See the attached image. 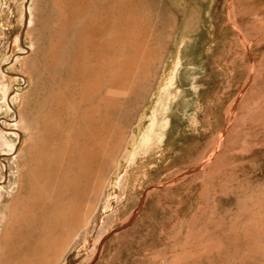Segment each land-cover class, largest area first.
<instances>
[{
    "label": "rangeland",
    "instance_id": "1",
    "mask_svg": "<svg viewBox=\"0 0 264 264\" xmlns=\"http://www.w3.org/2000/svg\"><path fill=\"white\" fill-rule=\"evenodd\" d=\"M0 264H264V0H0Z\"/></svg>",
    "mask_w": 264,
    "mask_h": 264
},
{
    "label": "bare ground",
    "instance_id": "2",
    "mask_svg": "<svg viewBox=\"0 0 264 264\" xmlns=\"http://www.w3.org/2000/svg\"><path fill=\"white\" fill-rule=\"evenodd\" d=\"M21 30V29H20ZM19 33V32H18ZM93 224H91V226H92ZM87 226V225H86ZM103 228V227H102ZM82 234V233H81ZM84 235H85V233H84ZM74 245V244H73ZM76 245H78V243L76 244ZM75 246V245H74ZM76 247V246H75ZM72 248H74L73 246H72ZM62 253V252H61ZM61 259V258H60Z\"/></svg>",
    "mask_w": 264,
    "mask_h": 264
}]
</instances>
